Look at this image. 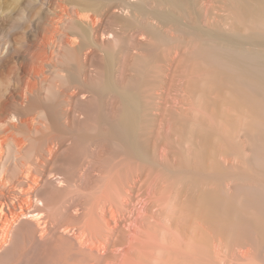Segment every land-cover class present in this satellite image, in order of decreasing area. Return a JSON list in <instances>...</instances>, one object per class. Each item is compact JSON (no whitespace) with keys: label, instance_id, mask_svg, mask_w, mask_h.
I'll return each mask as SVG.
<instances>
[{"label":"bare ground","instance_id":"bare-ground-1","mask_svg":"<svg viewBox=\"0 0 264 264\" xmlns=\"http://www.w3.org/2000/svg\"><path fill=\"white\" fill-rule=\"evenodd\" d=\"M86 1V4H90L91 6H93L92 3L94 2V5L98 4L96 6L99 7H106V5L108 7L112 5L118 6L119 8H121L120 10L126 18H115V22L123 23L124 25L128 26L130 25V23L128 22L127 24L126 19L127 17H129L128 19H130L133 11H140L148 15L151 14L154 17V20H157V24L150 23L147 26V30L151 33L152 36H154V34L156 33H161L160 30L162 28L160 29V26L158 25H162V27H171L170 25H173L177 28V33L179 31L181 35L183 34V38L184 36H187L191 39H197L200 41L199 45L195 49H192V51H190L191 59L192 57H196L197 62L199 59L202 65L207 68L206 70L209 71V78L211 80V83H208V86L211 84L213 86L212 89L214 90L208 92L210 93V96L212 97V95H214V92L216 91L220 93L221 99H223L222 101L224 102V104L226 103V101H229L227 102L228 105L230 104V102L233 103L229 105H232L231 110L233 112H236V110L243 111L240 112L242 113V115H240L239 113V115H234L233 112H231L233 115H231V113L228 115L227 112L224 111L226 110L224 108L222 116H225L226 119L230 116V118L228 119H232L230 120L231 123H233V129L231 128V131L237 134L235 135V138H237L238 136L239 139V137L243 135V141L245 139L247 140L249 144L247 146L250 147V153L252 154L250 158H245L246 163L250 166L251 169L257 167L255 169L258 170V173L252 174L258 177L261 176V179L264 180V0H228V2H225L230 8L229 17L233 20V25L230 29L232 34L227 38H230L233 41H228L226 38H223L226 39L223 40L221 39V37L219 39L214 38V40H210L212 39V36H210L208 33L212 32L207 31V33L206 30L203 31L199 27L194 28V26L193 28H191L192 26L190 27L187 23L182 21V19L175 13V11H180L183 15L186 16L188 11L190 9L192 10V8L194 7L193 0H150L154 2V4L156 3L159 8H163V10L160 9L155 12L149 11L150 9H148L146 5L144 7L137 5L144 0H99L102 3H96L98 2V0ZM103 3H105V5ZM96 6H93V8ZM95 9H98V7ZM187 17H190V15H187ZM196 19L197 18H195V20ZM86 21L89 20L86 19ZM85 23L88 24V22ZM85 23L83 22L82 24H80L75 22V24L73 25L80 29V33H82V36L86 40L94 41L96 32L94 26L91 27L90 25H86ZM158 29H160L159 32ZM176 30H174V33H176ZM117 32L109 33V36L107 37L108 40H110L109 42H111L110 48L104 49L100 47L101 45L97 46V49L100 51L97 52L102 54L100 60H103L105 63L102 64L103 61L102 63H99L101 65L98 66L95 70L96 78L91 77L88 82L81 80L80 74L82 75L83 73H86L83 70L87 66L85 67L78 64V62L81 61L76 59L78 61V65L75 66V68L70 72L69 75H63V73H61L62 71H60V73H57V76L53 81L54 83L52 82L53 84L49 85V88L47 89L48 95L47 99L45 97L46 101L43 100L44 98L42 99L39 95L38 100L36 99V104L41 108H45L46 112L48 110L49 117L46 118L45 123L42 124V128H35L33 134H31L32 136L30 137V140L28 139L30 143L28 146L26 145L27 147L24 148L25 144H23V142L22 145L16 142L17 144L15 143L16 146L14 148L11 144L8 145V137L0 139V146L4 148L5 144L8 147V150L6 152L3 153V150H1L0 152V233H4L6 239L10 238V232H12V230L9 229L8 226L7 228L5 227L9 224L8 218L11 217L14 224L17 223V220H19L18 216H13L15 214L12 213L14 211H12V209H17V207H19L20 210L23 211L21 205V203L23 202L20 201L30 199V197L32 196L31 192L34 193V191L38 192V194L36 193L38 196L36 198H38L37 202L39 203L40 207L36 208L39 211L50 208L51 211L56 212L55 216H62L64 214L63 217L65 216L64 220L67 223L72 221L71 218L76 220V218L78 217V215L76 214L77 209L74 208L75 213L73 212L70 214V209L65 210L66 206H69L71 204L73 207H75L76 205L78 206L79 202H81V196L79 195L82 194H80V192L78 191L80 184L89 186L93 185V183L95 184V182H98L101 179L102 182L104 181V184L102 185V189H104V191L100 192V196H105L104 198L108 199L109 197H123L124 200L121 201L123 202V206L131 207L134 204L133 208L138 209L137 215L133 212L125 215L122 214L124 215V217L128 215L126 217L128 218L127 222H129V225L133 227H131L133 229V233H131L132 231L129 233L132 234V236L128 241V249L131 252L135 251V253L137 254V258L139 256L138 263L136 261L137 264H147L151 262L150 260L154 262V258H160L161 254H159L160 257L150 256V258L153 259L149 258V255L151 254L147 255V253H149L148 249L150 250L151 248H154L159 251L158 247H160V251H166V255L163 256L164 253L162 255L164 260H168L166 262H170L166 257L168 254L170 256V260L174 259V256L175 258L179 257L180 262L182 261V258L185 259L183 261L186 262L183 263L182 261V264H260V258L262 257H259V250H264V181H259L260 178L256 179L254 175L249 174V170L245 171L244 169L245 172L241 171L240 173H233L232 171L235 170L234 168L236 167L233 166V162H231V166H228L226 165L225 161H220L222 160L221 156H225L224 154L226 153L225 151H222L224 153H221V149L218 148H221L222 144L221 146L216 147V145L224 142L223 140V142L221 141V130H210V128L206 124H204L206 123V121L202 123L203 119H201V123L199 122V120H197L195 123L194 121H185L183 117H180V119L177 116L180 121L179 123H175L176 121L174 122L176 124L175 127L177 128V133L179 134V139H177L175 143L179 146L180 153H184L187 150L186 146H188V149L191 151V148L193 149L195 146V135H199V138L196 139H199L198 145L202 147L203 154L199 157L200 161L198 162V164H193L194 160L192 159V155L194 152L190 154H186L188 152L182 154L178 166H175L173 163L171 164L169 162V156L166 149L167 147L170 148V146L167 145V143H164L165 138L161 139V136L163 135L162 127L160 128L161 132L159 133V138L156 141L155 139H153L155 141L153 142V144L151 142V139H149L148 137L152 133L151 130L153 129L154 122H152L151 119L152 114L148 116L151 117L149 119H144L142 115V113H146L140 105V90H138L139 86L143 84V80L141 79L142 74L141 76L138 75L137 77L134 76V74V77H131L127 83H124L125 85L119 83V81L115 80V78L113 80L108 78V76H111V73L113 75L117 73L115 72L117 68V61L119 55L122 53H129V55L131 54L133 58L130 60H134L135 63V65L131 64L125 69L120 68V70L123 69V71L126 69L129 70V68L135 70V66L144 64V62L146 61L145 58H143V53H131L130 45L134 40L126 38L121 34L118 35L119 32ZM180 33H178V35ZM163 36L161 38L166 37L165 35ZM169 38H171V36ZM177 39L179 40V38ZM177 39H172V41L177 42ZM143 49L144 46L142 45L141 50ZM146 66L145 64L142 65L140 71L143 70L144 72ZM192 81L194 82V85L195 82L197 83V81ZM65 83L69 85V89L67 87V90H65L64 87V85L67 86ZM185 85H182V88L183 86L186 87ZM189 85V87H194L192 82H189ZM195 87H197V84ZM82 91H84L85 93H83ZM212 92L213 94L211 95ZM87 93L91 94L92 96H87ZM192 93L190 95H193ZM109 94L115 97L117 105L112 118L109 117V113L107 114L105 110V99L106 96H110ZM211 97L209 98L210 101L212 99ZM199 98L202 97H198V99H196L199 101ZM218 98L219 97H217V99ZM213 99L214 100L210 102L211 104L212 102L213 104L219 102L218 99L214 103L215 98ZM187 101L189 102L190 100ZM203 103L202 105H205ZM224 104L223 106L227 107ZM148 107L150 108V106ZM217 107L219 108L220 105ZM150 109L149 112L151 113L152 110ZM199 109L197 110L196 108L195 111L190 112L193 114L196 111H199ZM211 109L209 108L208 111L211 112ZM215 109L217 110V112H219L217 113L218 115H216L219 118V114L221 111H219L216 107ZM215 109L213 111H215ZM79 110L83 111V114H79ZM176 112H178V110ZM190 112L187 113L189 114ZM193 115H191L192 119L194 118ZM204 119L208 120V118L206 117H204ZM194 123L197 124V126H194ZM229 126L231 127V125ZM228 130L230 131V129H227V131ZM223 133L225 136V131ZM219 140L220 142L217 143V141ZM198 142L196 141V144ZM226 142L228 141L226 140ZM230 144H232V141ZM244 144L245 143L243 142V144L241 145H243L244 147ZM210 145L215 147L214 152H212L213 157L210 159L209 156L211 163L209 162L207 157V148L209 149ZM225 147L227 148L228 146ZM161 149L163 150V153L160 152ZM195 150V153H197L198 150ZM238 152L240 154V151ZM106 153L109 154L108 156L110 157L106 156L107 158H104V154ZM210 153L209 155L212 154ZM120 156H126V158H128L124 159L127 160V162L129 161L128 170L123 169L124 171H121L117 166L119 172H117L115 175L113 174L115 173L113 172V170L111 172H106L104 170L102 171L104 166L107 167V165L111 164L113 160L115 161V157L116 159H118L117 157ZM195 156H197V154ZM233 156L237 158L236 152L232 155L231 158H233ZM240 156L243 157L242 155ZM236 160L237 159H235L234 162H236ZM121 162L124 163V161ZM127 162L125 163L126 165H128ZM120 165L125 168V165H123L122 163ZM111 166L113 168V165ZM209 166L212 167L210 168ZM172 167L174 168L173 171ZM160 168H164V170L167 169V172H165L166 174L172 173V175H175L174 177H176V175L177 177L180 176L181 181H179L180 183L178 184L183 185V188L185 190L182 188H180V190H173L174 192H176V194L172 192L175 195L171 194L169 197H167L169 189L167 188L168 191L165 193L164 189L166 188L158 189L156 185L157 181L155 175L162 176V174H164L163 170H160ZM130 170H132V176H129ZM97 171L101 174V176L96 174ZM102 172H104V174L106 175H104ZM194 173H196L195 175L197 177H195L198 178V180L193 181V178H195ZM94 174H96L97 176ZM32 177H34L35 179L33 181L31 180L32 184H34L36 188L31 185L29 186V189H31L32 191L21 190L23 189V182L22 180L20 181V178L29 180V178ZM129 177H131L132 179V182L129 184L130 186L127 185L128 182H130L128 181ZM236 179L238 181H236V184L238 185L235 184L236 186L234 187V189H232L233 191L231 193L230 190L229 192H227L229 188L231 189L233 187H229L227 189L226 186L224 188V184L226 185L228 184V181L230 182ZM41 181L45 183L41 185ZM141 181H143V183L147 181L146 188L143 189L142 185L139 186L140 183H142ZM154 181L156 182L154 183ZM212 181H215V183L217 182V185L215 184V188L213 186L211 188L208 185L210 184L209 182L212 183ZM178 184L176 185L177 188L179 186ZM38 185H40V187H38ZM126 185L128 189L126 188ZM16 189L20 190L19 196L18 192L14 191ZM140 190H144L143 193L146 197L145 200H143V196L140 195L142 193ZM182 191H185L186 194ZM62 193L66 195L67 200H65V195L63 196ZM183 195H187V197H185L186 199L183 200L182 198V200H180V196ZM23 196H25L26 199H24ZM157 197L163 199V202L166 203V205H163L162 203V206H160L161 208H159L158 206L159 210L157 211L158 214H156V217L158 218L154 219V214H152L153 216L151 217V215L148 214V212L150 213L148 209H150L152 204L156 206L161 204V201L158 200ZM176 197L180 199L177 200L178 198ZM135 198L137 199V201H135ZM137 206H140V209ZM62 210H64L66 213ZM177 214L178 218L176 219L175 217ZM22 215L23 217H27V213H23ZM40 215L41 213H38L32 215V217L36 218L37 222H39L38 218ZM71 215L72 217H69ZM114 216L113 218L115 221L113 222H115L116 225L121 223ZM130 217L131 219L134 218V221L129 220ZM173 218H175L176 220H173ZM153 219L156 221L152 222L151 220ZM31 226L32 224H30L29 221H24L13 233L15 240L13 243L14 250L18 246V243L20 241H27L29 237L31 238ZM116 228V230H118V227ZM109 229H111V226ZM157 229L158 231L160 230L159 233L162 231V234L160 233V240L157 238V235L159 234L157 232ZM114 233L116 234V232ZM188 234H190V237H187L189 236ZM1 238L2 237L0 236V241L2 240ZM157 240H159L160 242ZM157 242H159V244ZM185 243L188 245H186ZM183 244L186 247H182ZM2 248L3 246L0 244V250H2ZM71 249L73 248L71 247ZM31 251L32 250L27 249L26 251L22 252V254L15 255L13 258L16 262L15 264H19L21 261L22 263L20 264H43L46 255L44 256V254H42L41 252L44 257H41L40 259V257L37 256V250L36 254L32 253L33 251ZM75 251L77 252V250ZM131 252L128 254H131ZM142 253H146V258L150 259H148L149 262L148 260L144 259L145 257L143 256H145V254L142 255ZM173 254H176L177 256ZM152 255H154V253H152ZM79 256H81V254L78 255L77 253L71 252L66 259L64 258V260H66L67 262L65 261L62 263V260L60 262L62 264H75L77 260L80 259ZM127 258L128 255L125 259ZM7 259H9L8 256ZM5 260L6 257L5 259L1 258L0 264H7L6 262H4ZM128 260L132 261L131 258H128ZM161 260L162 258H160V261ZM45 261L48 262L49 260L46 259ZM262 263L264 264V262Z\"/></svg>","mask_w":264,"mask_h":264},{"label":"rangeland","instance_id":"rangeland-1","mask_svg":"<svg viewBox=\"0 0 264 264\" xmlns=\"http://www.w3.org/2000/svg\"><path fill=\"white\" fill-rule=\"evenodd\" d=\"M144 1H141L137 5H140L142 7H144L146 5L147 8L150 9L149 11H152V12H155V11L160 10V9L163 10V8H159V6L156 3L154 4V2H152L150 0H144ZM194 1L196 4L194 3ZM201 1L200 0H193L194 7L192 8V10L190 9L188 11L186 16L183 15L180 11H175V13L182 19V21L187 23L190 27L192 26L191 28H193V26H194V28L199 27L203 31L206 30V32L207 31L212 32V33L207 32L210 36H212V39H210V40H214V38L219 39L221 37V39L226 38L228 41H233L230 38H227L228 36H230L232 34L230 29L232 28V25H233V20L229 17L230 16V11H229L230 8L228 7V4L225 3V2H228V0L227 1L226 0H204L202 2ZM86 3H87L86 0H0V139L8 137L9 138V140L7 141V142H9L8 145L11 144L14 148L16 146L15 145L16 142L20 143V145H22V142H23V144H25L24 148L27 147L30 143L29 140H30V137L32 136L31 134H33L35 128L36 127L42 128V124L45 123L46 118L49 117L48 110H47V112H48L47 113L45 108H43V107L41 108L36 104V101L38 100L39 95L42 99L44 98L43 100H45V97L47 99V95H48L47 89L49 88V85H52L54 83L53 81L55 80L57 73H60V71H62L61 73H63V75L67 76L70 74L71 71H73L75 66H77L78 64L83 65L85 67L87 66L86 68L84 67L85 69L83 70L86 73H83V71H82L83 74L82 75L80 74L81 80L88 82L91 79V77L96 78L95 70L98 66L101 65L99 63L100 62L102 63V61H103V60L102 61L100 60V58L102 57V54L97 52V51H99L97 49V46L101 45L100 47H102L104 49L110 48L111 42H109L110 40H108L107 37L109 36V33H113V32L118 31L119 32V33L117 32L118 35L121 34L122 36L124 35V37H126V38H130V39L134 40L133 42H131V45H130L131 53H136V54H138V53L142 54L143 53V58H145V60H146L144 62V64H145V66L146 65H148V66L145 67L146 69L144 72H143V70L140 71L142 65H144V64H140L138 66H135L136 67L135 70L132 68H129V70L126 69L124 71H123V69L120 70V68L125 69L126 67H129L131 64L135 65V63H134V60H130L133 58L131 56V54L129 55V53H127L128 54L127 55L126 53H122V54L119 53L120 55L118 57L117 68L115 71L117 73L114 75L112 73L111 74L109 73L111 76H108V78L112 79V80L115 78V80L119 81V83H121L122 85H125L124 83H127L131 77H134V76L137 77L138 75L141 76V74H142L141 79L143 80L142 81L143 84L141 86H139L140 89L138 88V90H140L139 92L141 94V95L139 94V98L141 101L140 105L144 109V112H146V113H142V115H143L144 119H146V118L149 119L152 117L151 118L152 122H154L153 129L151 130L152 133L150 132L151 134L148 137H149V139H151V142L153 144V142H155L159 138V136H160L159 133L161 132L160 128L162 127V133H163L162 136H164V137L161 136V139L165 138L164 143L165 144L167 143V145L170 146V148L167 147V149H166L168 156H169V162L171 164L173 163L175 166L176 165L178 166V164L181 160L182 154H184L186 152H188L186 154H190V153L194 152L192 155V159L195 162L193 161V164H198V162L200 161L199 157L202 156V154H203L202 147L200 145H198L199 139L198 140L196 139V138H199V135L198 134L195 135V139H194L195 146L193 149L191 148V151L188 149V146H186L187 150H189V151H187L185 148L186 151L184 153H180L179 152V146L175 143L176 140L179 139V137H178L179 134L177 133V128L175 127L176 126L175 123H179V121L181 119L180 117H183L185 121H188V122L194 121L195 123L197 120H199V122L201 123V121H202L201 119H203L202 123H204L206 121V123H204V124H206L210 128V130L214 129V131L215 130L217 131L218 129H220L221 130L220 135H222V136H224L223 132L225 131V136L224 137L221 136V141L223 140L224 142L223 141L222 142L224 144L223 143H220L219 145L215 144L216 147L221 146V144H222L221 148L220 147H218V148L221 149V153H224L222 151L226 152L224 154L225 156H223V157L221 156L222 160H220V161H225L226 165H228V166L231 164V162H233L232 163L233 166L234 167L236 166L234 168L235 170L232 171L233 173L234 172L240 173L241 171H244V169H245V171L249 170L248 171V172H250L249 174L258 173V170L255 169L257 167H254L253 168L254 171H253V169H251L250 166L247 165V163H246L245 158H250L251 154H252V153H250L251 152L250 147L247 146V145H249L247 140L245 139L243 141L244 136L241 135L242 133L240 134L241 137H239V139H238V136H237V138H235L236 137L235 135H237V134H235L231 131V128L233 127V123H231L230 120H232V119H228V118H230V116L227 119L225 116L224 117L222 116L223 115L222 112H223L224 108L226 109L224 111L227 112L228 115L231 112H233L231 110L232 105L229 106L230 104H233V103L230 102V104L228 105L227 102H229V101H226V103L224 104V102L222 101L223 99H221L220 93H218L216 91L214 92V95H212L213 92L211 93L212 97L210 96V93H208V92L214 91V90L212 89L213 86L211 84L208 86V83H211V80L209 78V71L206 70L207 68L202 65V63H201V61H199V59H198V62H197L196 57H195L196 59L193 57L191 59V55H190L191 52L190 51H192V49H195L199 45V43H200L199 40L191 39L190 37H187V36H184V38H183V34L181 35V33L178 31V33H180L178 35L177 30H176L177 28L174 27L173 25H170L171 27H162V25H158V26H160V29L162 28L161 30L158 29V32L160 30L161 33L159 32V33L154 34V36H152L151 33L147 30V26L150 23L155 24L157 22V20L156 19L154 20V17L151 14L148 15V14L142 13L140 11L139 12L133 11V14L131 13L132 15H131L130 19H128L129 17H127V19H126V21H127L126 23L127 24H128V22L130 23V25L128 26V25H124L123 23L115 22V18H120V17L126 18L124 16V14H122V12L120 10L121 8H119L118 6L112 5V6L108 7L106 5V7L105 6L99 7V6H96L98 4L94 5V3H95L94 2L92 4H93V6H96V7L93 8V6H91L90 4L87 5ZM96 3H102V2H100L98 0V2H96ZM103 4L105 5V3H103ZM225 5H227V6H225ZM97 7H98V9H95ZM58 9H59V11H58ZM187 15L188 16L190 15V17H187ZM196 16H198V17H196ZM226 16L229 18H227ZM191 18H193L194 20ZM195 18H197V19L195 20ZM86 19H88L89 21H86ZM191 20H193V21H191ZM198 20H199V22H198ZM75 22L80 23V24H82L83 22L84 23L88 22V24L87 23H85V24L90 25L91 27L94 26V29L96 31L95 36H94V41L86 40L82 36V33H80L81 32L80 29L73 25V24H75ZM189 22H190V24H189ZM171 28L176 30V33H174V30H172ZM161 34L165 35L166 39L161 38L163 36ZM170 36H171V38H169ZM177 38H179V40ZM172 39L173 40L177 39V42H173ZM226 39H223V40H226ZM185 41L188 43H186ZM193 41H195V42H193ZM142 45L144 46L143 50H141ZM151 47H152V50H151ZM133 55H135V54H133ZM180 58H182V59H180ZM76 59H78L81 62H78ZM77 62H78V64H77ZM104 63L105 62L103 61L102 64H104ZM92 67H94V68H92ZM199 67H201V68H199ZM118 68H119V70H118ZM176 69L179 71H177ZM63 70L65 71V73ZM109 74H107V75H109ZM204 75H205V78H204ZM144 79H145V81H144ZM189 80H191V81H189ZM192 80L197 81V83L195 82V85H194V82ZM189 82L193 83V85H194L193 88H192V86L189 87L191 85V84L189 85ZM196 84H197V87H195ZM66 85L67 86L64 85L65 90H67V87L69 89V85L68 84H66ZM182 85H185L186 87L183 86V88H182ZM180 87L183 89V91ZM82 92L85 93L84 91H82ZM190 92L191 93L194 92V93H192L193 95H190L191 94ZM195 92H197V93L200 92V93L197 94ZM87 96L90 97L92 95L87 93ZM113 97H114L113 95H110L108 97L106 96V99H105V107H106L105 110H106L107 114L109 113L108 115L111 118L113 117L114 111L117 108L115 97L114 98ZM198 97H202V98H199V101H198L197 100ZM210 97L212 98L211 101H213L214 100L213 98H215L214 103L216 102V100L219 99L218 100L219 102L215 103V104H218V103L219 104L215 105V104H213V102L211 104L210 103L211 101L209 100ZM217 97H219V98L217 99ZM191 98H193V99H191ZM203 98H205V99H203ZM174 100L176 101L177 104L175 103ZM178 100H181V101H178ZM187 100H190L193 104L190 101L188 102ZM207 102H209L210 105ZM202 103L205 105H202ZM223 104L226 105L227 107L223 106ZM181 105H182V107H181ZM211 105L212 106L214 105L219 111H221L219 114V118H218V116H216V115H218L217 113H219V112H217V110L215 109L214 106L212 108ZM219 105H220V107L218 108L217 106H219ZM32 106H33V108H32ZM146 106L147 107L150 106L151 109L149 107L147 108ZM176 106H177V108H176ZM188 106L192 109H190ZM196 108H197V110L199 108L200 109H199V111H196L195 113H193L194 114L193 115L191 112L195 111ZM209 108L210 109L212 108L210 110L211 112L208 111ZM149 109L152 110L151 113L149 112ZM202 109H203V111H202ZM214 109L216 112L213 111ZM220 109H222V110H220ZM177 110H178V112H176ZM212 111H213V113H212ZM147 112H149V113H147ZM187 112H190L194 118L192 119L190 113L188 114ZM240 112H243V111H241V110L237 111L236 110V112H233V113H234V115H237L238 113L240 115H242V113H240ZM79 114H83V111L79 110ZM150 114H152L153 116L151 115V117H148V116H150ZM177 114H179V115H177ZM200 114H202L203 116ZM213 115H215V116H213ZM231 115H233V114L231 113ZM80 116H82V115H80ZM177 116L180 119H178ZM197 117H198V119H197ZM204 117L208 118V120L204 119ZM216 122H218L219 124ZM195 123H194V126H197V124H195ZM223 123H225V124H223ZM227 123H229V124H227ZM223 125H224V127H223ZM226 125H227V127H226ZM229 125H231V127ZM221 126H222V128H221ZM227 129H230V131L229 130L227 131ZM150 136H152V137H150ZM153 139H155V141ZM20 140H22V141H20ZM226 140L228 142H226ZM196 141L198 142L197 144H196ZM231 141H232V144H230ZM12 142L14 143V145ZM219 142H220V140L217 141V143H219ZM243 142L246 144V145L244 144V147L246 146L245 148L243 147V145H241V144H243ZM20 145H19V147H20ZM211 145H210L209 149L207 148V150H208L207 157H208V160L210 163H211L210 159L213 157L212 152H214V150H215V147L211 146ZM225 146H228V147L226 148ZM225 148H226V150H225ZM242 148H244V149H242ZM195 149L198 150L197 153H195L196 152ZM210 149H213V150H210ZM1 150H3V153L6 152L8 150L7 145L4 144V148H2L0 146V152H1ZM228 150H229V152H228ZM230 151H232V152H230ZM238 151H240V154ZM160 152L163 153V150L161 149ZM233 152L234 153L236 152V154H237V158H235L233 156L234 160H233V158H231L232 155L234 154ZM209 153L211 155H209ZM106 154H104V158L106 156L110 157V156H108L109 154H107V155ZM194 154L195 155L197 154V156H195ZM226 155L229 158H227ZM228 155H231V156H228ZM240 155H242L243 157H241ZM209 156H210V159H209ZM194 157H196V158H194ZM117 158L118 159H116V157H115V161L113 160V162L111 164L107 165V167L104 166L102 171L104 170L106 172H108V171L111 172L113 170V172H115V173H113V172L112 173L115 175L117 172H119L118 167L121 171L128 170L129 169L128 168V166H129L128 162L129 161L127 162V160H124L126 158V156H120ZM126 159H128V158H126ZM235 159H237L236 162H234ZM121 161H124V163ZM126 162L128 163V165L125 164ZM113 163H115V164H113ZM121 163L123 165H125V168L120 165ZM225 163H224V165H225ZM111 165H113V168ZM209 165H211V164H209ZM244 165H245V167H244ZM170 169H171V167H170ZM173 169L174 168L172 167V171H173ZM160 170H163L164 174H166L165 172H167L166 171L167 169L164 170V168H160ZM98 171H100V170H98ZM98 171H97V173L96 172L95 173L97 175L101 176V174ZM131 171L132 170H130L129 176H132V174H133ZM102 173L104 174V172H102ZM96 174H94V175H96ZM164 174H162V176L161 175L160 176L155 175L157 182L154 181V183L156 182L158 189L166 188V189H164L165 193L169 189V192L167 193V197H169L173 193L176 194V192H174L173 190H176V189L180 190V188L184 189L183 185L178 184V183H180L179 181H181L180 176L177 177V175H176V177H174L175 175H172V173H167L166 175H164ZM195 174L196 173H194V177L196 176ZM104 175H106V174H104ZM252 175H254V174H252ZM257 175H259V174H257ZM196 177L193 178V181L198 180V178H196ZM254 177L256 179L260 178L259 181L260 180L264 181L261 179L262 178L261 176L258 177L256 175H254ZM158 178H159V180H158ZM21 180L23 182V184L20 183V184H22V187H23V189H21V190L32 191L31 189H29L30 188L29 186H31V185L34 188H36L35 185L32 184V181L35 180L34 177L29 178L30 181L20 178V181ZM128 181H130V182H128ZM128 181H127L128 184L126 183L127 185H129L132 182L131 177H129ZM147 181L144 182L145 184L143 183V181H141L142 183H140L139 186L142 185L143 189L146 188V185H147L146 182ZM236 181H237V179L234 181H230V182L228 181V184H226V185L224 184V188H225V186L227 189L229 187H233L231 189L229 188L228 191L226 189L227 192H229V190H230V193H231L233 191L232 189H234V187L236 185H238V184H236ZM98 182H95V184L93 183V185H89V186L80 184L78 191L80 192V194H82V195H79V196H81L80 201L82 202V204H81V202H79L78 206L76 205L75 207H73L70 204L69 206L67 205L69 208L66 206V209H65V210L70 209L69 212L71 214L75 211L74 208H76L77 209L76 214L78 215V217H77L78 219L76 218V220H75V219L71 218L72 221H70L68 223L64 220V218H65V216L63 217L64 214L62 216L61 215L55 216L56 212L51 211L50 208L45 209V210L43 209L42 211H39L36 208V207H40L39 203L37 202L38 198H36V197H38L37 196L38 192H35L33 190L34 193L31 192L32 196L28 200L26 199L25 196H23L24 199H26L24 201L23 200L20 201V202H23V203H21L23 211H21L19 207H17V209H12V211L14 210L12 213L15 214L13 216H18L19 220H17V223L14 224L12 222V218L10 217V218H8L9 224L5 226L6 228L8 226L9 229L12 230V232H10V238L6 239L4 233H0V236L2 237L0 244L3 246L2 250H0V260H1V258L5 259V257H6V260L4 262H6L7 264H15L16 262L13 259L14 256L18 255V254L20 255V254H22V252L26 251L27 249H30L33 251V252L32 251L31 252L34 254H36V250H37V254H38L37 256H39L40 259H41V257L43 258L45 255L46 256L48 255L47 257L45 256V260L47 259L51 263L49 261L47 262L44 260V263L46 262L45 264H62L63 262L66 261V260H64V258L66 259L67 256H69V253H71V252L77 253L78 255L81 254V256H79L80 259L77 260V262L75 264H132L133 262L136 263V261L138 263L139 256L137 258V256H136L137 254L135 253V251L131 252L128 249L129 248V242L128 241H129L130 237L132 236V234H129V233L133 230L132 229L133 227L131 225H129V222H127L128 218H126V217L128 215H126L124 217L125 214H129L132 212L137 215L138 209L133 208L134 204L131 207L123 206V204H122L123 202H121L122 200H124L123 197L122 198H114V197L111 198V197H109V199H108V198H104L105 196L104 197L100 196V192L104 191V189H102V187H103L102 185L104 184V181L102 182V180L100 179V181H98ZM231 182H233V183H231ZM40 183H41V185H43L45 182L41 181ZM209 183L211 185L210 184H208V185L211 188H212V186L215 188V184L217 185V182L215 183V181H212V183L211 182H209ZM177 184L179 185L178 186L179 189L176 187ZM233 184H234V186H233ZM99 185L101 188L99 187ZM127 185H126V188L128 189ZM81 186H83V187H81ZM38 187H40V185H38ZM14 191H17L18 196H19L20 190L16 189ZM140 191L142 192L140 195L143 196V200H145L146 197H145V194L143 193L144 190H140ZM161 191H163V190H161ZM182 192L185 193V191H182ZM175 194H173V195H175ZM62 195L64 196L65 194L62 193ZM185 197H187V195L180 196L181 199L178 197H176V198H178L177 200H179V199L182 200V198L184 200V199H186ZM64 198H65V200H67L66 195ZM157 198H158V200L161 201L160 202L161 204L157 205V206L152 204L150 209H148L150 211V213L148 212V214L151 215V217L153 216L152 214H154V219L158 218V217H156V214H158L157 211L159 210V208H161L160 206H162V203H163V205H166V203L163 202V199H161L160 197H157ZM68 199H69V196H68ZM135 201H137L136 198H135ZM79 204H80V206H79ZM153 206H155V207H153ZM158 206H159V208H158ZM137 207L140 209V206H137ZM162 208H164V207H162ZM71 209H72V211H71ZM62 211H64V210H62ZM23 213H27V217H23V215H22ZM38 213H41V215L38 218L39 222H37L36 218L32 217V215L38 214ZM122 214H124V215H122ZM112 215L114 217H116L117 220H119V222H121V223L116 225L115 222H113L115 220H114ZM69 217H72V215ZM175 218L176 219L178 218V214L176 215ZM175 218H173V220ZM154 219L151 221L155 222L156 220H154ZM129 220L134 221V218L131 219V217H130ZM157 220H159V219H157ZM24 221H29L30 224H32V226H31L32 232H30V236L32 239L30 237H29L30 239L28 238L27 241L29 243L26 240L20 241L18 243V246L14 250L13 243L15 240H14V234L13 233L16 231L18 226ZM110 226H111V229H109ZM116 227H118V230H116L117 229ZM145 228H147V227H145ZM67 229L69 231L71 229V231L69 232ZM73 230H75V231H73ZM112 230H113V232H112ZM146 230H148V229H146ZM109 231H110V233H109ZM159 231L157 229L158 233H159ZM114 232H116V234ZM32 233H33V235H32ZM131 233H133V231ZM160 233L157 235V238L159 240L161 237ZM188 235L189 236H187V237H190V234H188ZM159 240H157V241H159ZM159 242H157V243L159 244ZM5 243H7V244H5ZM27 244H28V246H27ZM74 244H75V246H74ZM186 245H188V244H186ZM184 246L185 245L183 244L182 247H184ZM71 247L73 249H71ZM75 247H77V248H75ZM158 248H159V251H157L154 248L150 249L151 252L148 249L149 253L146 252L147 250L145 251L147 253V255L151 254V255H149V258H150V256H152V257L153 256L154 257H157V256L160 257L161 256L160 257V258H162L161 261H160V258H156L157 260L154 258V262L156 264H166V263L167 264H182V261L185 260L182 258V261L180 262L179 257L175 258V256H174V259H175V262H174V259L170 260V258H169L170 256L167 254L166 257L169 259L170 262H166L168 260H164V258H163V256L166 255V253H165L166 251H164V252H163V250L160 251V247H158ZM153 249H154V251H153ZM75 250H77V252ZM41 252H42V254H44V256L41 254ZM130 252H131V254H128ZM259 252H260L259 257L263 258L264 257V255H263L264 250L260 249ZM65 253H66V255H65ZM146 253H142V255L145 254V256H143V257H145L144 258L145 260H148L149 258L148 259L146 258L147 257ZM152 253H154V255H152ZM163 253H164V255H163ZM159 254H161V255L159 256ZM169 254H171V253H169ZM2 255L5 257H3ZM127 255H128V258H131L132 261H129L128 258L125 259L127 257ZM173 255H176V254H173ZM7 256L9 259H7ZM52 256H54V257H52ZM180 257H181V255H180ZM262 258H260L261 259L260 264H263L262 262H264V258L263 259ZM150 259H153V258H150ZM149 260H148V262H149ZM24 261H23V263H24ZM150 261L152 262V263L149 262L150 264H155L152 260H150ZM57 262H60V263H57ZM161 262H164V263H161ZM184 262H186V261H183V263ZM257 262H259V261H257ZM20 263H22V261ZM135 263H133V264H135ZM149 263H147V264H149Z\"/></svg>","mask_w":264,"mask_h":264}]
</instances>
